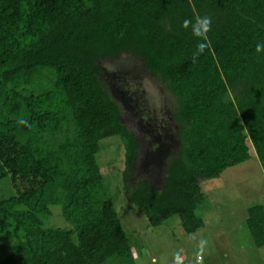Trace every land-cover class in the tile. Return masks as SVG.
Returning a JSON list of instances; mask_svg holds the SVG:
<instances>
[{"label":"trees","instance_id":"obj_1","mask_svg":"<svg viewBox=\"0 0 264 264\" xmlns=\"http://www.w3.org/2000/svg\"><path fill=\"white\" fill-rule=\"evenodd\" d=\"M198 17L211 18L206 37ZM123 55L159 81L177 123L161 185L133 178L141 145L101 68ZM113 136L125 198L147 223L202 228V181L250 145L264 171V0H0V180L13 190L0 196V238L17 240L0 264H135L95 157ZM51 205L70 227L45 224ZM245 225L263 247L264 204Z\"/></svg>","mask_w":264,"mask_h":264},{"label":"rangeland","instance_id":"obj_2","mask_svg":"<svg viewBox=\"0 0 264 264\" xmlns=\"http://www.w3.org/2000/svg\"><path fill=\"white\" fill-rule=\"evenodd\" d=\"M101 68L112 96L123 108L122 121L133 127L141 140V156L133 178H148L161 185L167 163L178 150L177 123L161 84L139 59L127 55L102 61ZM95 157L107 196L129 237L135 264H264V246L253 244L244 220L250 204H264V171L251 145L246 161L201 182L208 215L201 213L200 204L205 229L192 234L182 229L177 216L158 226L149 225L143 209L126 200L121 183L123 150L118 137L101 140ZM12 192L7 179L0 180V196ZM50 210L44 220L47 226L70 227L58 205H51ZM16 242L14 238H0V258ZM197 255L201 256L198 262Z\"/></svg>","mask_w":264,"mask_h":264},{"label":"clouds","instance_id":"obj_3","mask_svg":"<svg viewBox=\"0 0 264 264\" xmlns=\"http://www.w3.org/2000/svg\"><path fill=\"white\" fill-rule=\"evenodd\" d=\"M191 23L189 20H185L183 27L187 28L188 25ZM211 26V18L210 17H203L197 18L196 23L193 25V34L198 37H206V33L210 30ZM199 50L202 52L205 45L201 44L198 46ZM259 50V47H258Z\"/></svg>","mask_w":264,"mask_h":264},{"label":"crops","instance_id":"obj_4","mask_svg":"<svg viewBox=\"0 0 264 264\" xmlns=\"http://www.w3.org/2000/svg\"><path fill=\"white\" fill-rule=\"evenodd\" d=\"M207 185H208V187H210L211 184H207ZM207 185H205V188H208ZM202 191H203V190H202ZM203 193H204V191H203ZM202 204H203V206H202V205L199 206V207H200V211H201V213H203V214L205 213V216H207V215H208V211H204V210H206V209H205V208H206V203H205V201H204ZM199 207H198V208H199ZM198 208H197V210H196V213H197V215H198L199 217H201V219L203 220V226H202V228H200V229H201V230H204V229H205V221H206V220L203 219V217H202L203 215L199 212ZM201 215H202V216H201ZM244 220H245V218H244ZM179 224H180V223H179ZM200 229H199V230H200ZM196 232H197V231H196ZM197 256H198V255H197Z\"/></svg>","mask_w":264,"mask_h":264},{"label":"flooded vegetation","instance_id":"obj_5","mask_svg":"<svg viewBox=\"0 0 264 264\" xmlns=\"http://www.w3.org/2000/svg\"><path fill=\"white\" fill-rule=\"evenodd\" d=\"M148 72H149V70L148 69H146ZM150 73V72H149ZM154 78H155V76H154ZM162 91H163V88H162ZM163 94H164V92H163ZM164 96H165V94H164ZM165 98H166V96H165ZM166 102H167V100H166ZM168 104V103H167ZM170 110V109H169ZM126 125L134 132V134H135V136H136V138H137V140L139 141V143H140V145H141V140L139 139V137L137 136V131L133 128V127H131V126H129L127 123H126ZM141 149H142V145H141ZM174 155V154H173ZM172 155V156H173Z\"/></svg>","mask_w":264,"mask_h":264},{"label":"built area","instance_id":"obj_6","mask_svg":"<svg viewBox=\"0 0 264 264\" xmlns=\"http://www.w3.org/2000/svg\"><path fill=\"white\" fill-rule=\"evenodd\" d=\"M200 259H201V256L198 255L197 258H196L197 262H198Z\"/></svg>","mask_w":264,"mask_h":264}]
</instances>
